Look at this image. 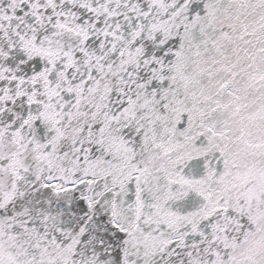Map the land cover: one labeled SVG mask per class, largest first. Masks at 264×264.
Segmentation results:
<instances>
[{
	"label": "snow or ice",
	"instance_id": "6c2138e0",
	"mask_svg": "<svg viewBox=\"0 0 264 264\" xmlns=\"http://www.w3.org/2000/svg\"><path fill=\"white\" fill-rule=\"evenodd\" d=\"M0 264H264V0H0Z\"/></svg>",
	"mask_w": 264,
	"mask_h": 264
}]
</instances>
